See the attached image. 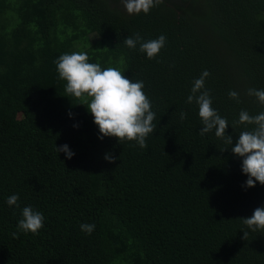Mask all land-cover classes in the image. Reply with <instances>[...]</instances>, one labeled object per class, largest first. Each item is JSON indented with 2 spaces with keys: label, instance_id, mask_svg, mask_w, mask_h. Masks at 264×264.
I'll list each match as a JSON object with an SVG mask.
<instances>
[{
  "label": "trees",
  "instance_id": "obj_1",
  "mask_svg": "<svg viewBox=\"0 0 264 264\" xmlns=\"http://www.w3.org/2000/svg\"><path fill=\"white\" fill-rule=\"evenodd\" d=\"M108 1L0 0V264H264V230L240 219L264 206V185L246 187L231 151L246 130L231 126L239 112L264 111L247 95L264 90V0H163L148 14ZM136 33L166 43L149 59L123 43ZM81 51L144 82L156 125L147 148L100 139L87 107L65 96L53 61ZM204 70L232 146L199 135L198 105L186 102ZM26 206L44 226L14 238Z\"/></svg>",
  "mask_w": 264,
  "mask_h": 264
},
{
  "label": "clouds",
  "instance_id": "obj_2",
  "mask_svg": "<svg viewBox=\"0 0 264 264\" xmlns=\"http://www.w3.org/2000/svg\"><path fill=\"white\" fill-rule=\"evenodd\" d=\"M128 14H148L150 10L163 2V0H121ZM123 43L130 49L139 45V51L146 53L147 58H155L166 43V37L160 35L153 40L144 41L139 33L128 36ZM107 50V48H105ZM56 65L58 78L66 81L65 96H73L82 101L93 116V122L98 126L100 139L115 137L117 140L135 141L140 148H147L146 138L153 133L156 125L153 123L155 113L151 110V101L144 93V82H133L125 77L124 73L116 67L103 68L99 63H90L86 52H71L61 54L53 61ZM210 76L204 70L198 79L193 81L191 94L187 103L195 102L198 105V115L202 122L199 135L215 130V136L232 146L233 140L226 135L229 122L222 118L212 107L210 91L204 88L205 79ZM247 95L257 98L264 105V90L248 89ZM230 99L241 103L239 93L230 90ZM71 116L72 113H69ZM187 118V113L180 112V119ZM241 125L246 130L239 132V139L231 151L242 157V172L247 175L246 187H255L259 182L264 185V111L257 115H250L248 111L241 110L239 118L231 126L235 129ZM248 125H252L250 130ZM77 125H74V127ZM227 149V148H226ZM224 149V150H226ZM57 152H64L66 158L71 159L74 153L68 145L56 147ZM109 162H114L116 157L110 154L105 156ZM19 196L13 194L7 198L9 206L18 205ZM22 218L18 221V232L13 233L18 238L19 232L25 234H38L44 226V215L35 211L31 206H26L21 212ZM242 223L252 231L264 230V206L257 207L250 217L240 218ZM81 231L91 234L95 224H81ZM243 231V239L247 240L249 232Z\"/></svg>",
  "mask_w": 264,
  "mask_h": 264
},
{
  "label": "rangeland",
  "instance_id": "obj_3",
  "mask_svg": "<svg viewBox=\"0 0 264 264\" xmlns=\"http://www.w3.org/2000/svg\"><path fill=\"white\" fill-rule=\"evenodd\" d=\"M111 3V6L116 7L117 9H119L120 11H122L123 13H127L123 3L121 2V0H109ZM108 1V2H109Z\"/></svg>",
  "mask_w": 264,
  "mask_h": 264
}]
</instances>
